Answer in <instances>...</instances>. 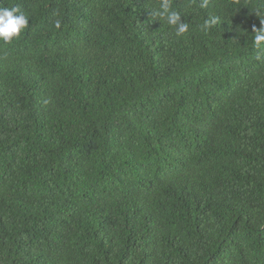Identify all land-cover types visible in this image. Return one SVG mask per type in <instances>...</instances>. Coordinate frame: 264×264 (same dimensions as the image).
<instances>
[{
  "label": "trees",
  "instance_id": "obj_1",
  "mask_svg": "<svg viewBox=\"0 0 264 264\" xmlns=\"http://www.w3.org/2000/svg\"><path fill=\"white\" fill-rule=\"evenodd\" d=\"M175 2L0 0V264H264V0Z\"/></svg>",
  "mask_w": 264,
  "mask_h": 264
},
{
  "label": "clouds",
  "instance_id": "obj_2",
  "mask_svg": "<svg viewBox=\"0 0 264 264\" xmlns=\"http://www.w3.org/2000/svg\"><path fill=\"white\" fill-rule=\"evenodd\" d=\"M199 7L207 9L209 0H201ZM152 9L154 16L163 23H167L177 36H183L189 32L190 23L186 22L187 13L178 9L175 0H157ZM254 12L261 17V24L264 25V9L257 8ZM222 20L220 15L209 14L199 25V30L208 34L217 25H221ZM28 27L29 16L18 6L0 7V41L11 43L14 39H18ZM252 46L257 50V59H260L259 53H264V26L253 27Z\"/></svg>",
  "mask_w": 264,
  "mask_h": 264
}]
</instances>
